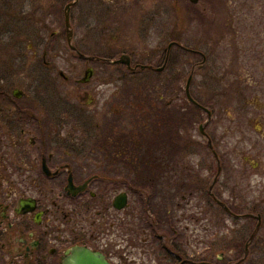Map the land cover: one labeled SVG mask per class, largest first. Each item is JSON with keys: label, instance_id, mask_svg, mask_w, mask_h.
I'll return each mask as SVG.
<instances>
[{"label": "flooded vegetation", "instance_id": "flooded-vegetation-1", "mask_svg": "<svg viewBox=\"0 0 264 264\" xmlns=\"http://www.w3.org/2000/svg\"><path fill=\"white\" fill-rule=\"evenodd\" d=\"M182 1L194 5L201 29L217 26L213 32L200 31L203 45L217 50L229 39L235 47L238 13L221 25L216 18L214 22L206 19L210 3H215V17H222L226 0ZM69 3V25L65 20L64 30L49 36L42 30L25 32L28 46L21 47L30 60L26 66L32 69V83L14 86L8 71L0 74V133H9L10 138L0 147V178L14 182L10 178L15 177L28 189L11 188L7 200L0 198L2 220H8L6 231L17 233L14 264H63L79 246L102 252L112 264H264V163L260 159L246 157L249 169L242 175L243 193L232 189L227 208L221 206L229 215L227 250L219 248L220 224L200 221L204 208L199 200L204 196L183 190V177L177 183L179 189L165 192L164 197L154 189L160 180L157 174L150 176L152 190L122 187L129 143L123 142L121 114L109 111V102L123 97L127 77L139 80L145 70L154 72L151 81L160 74L165 85L172 82V57L181 54L175 49L202 54L199 66L206 60L203 49L186 47L181 35L172 38V0ZM157 29L162 33L158 37L165 35L167 43L139 45L141 38H155ZM62 33L66 47L57 38ZM37 67L41 72L33 74ZM109 86L115 87L110 93L106 92ZM170 97H181V93ZM172 101L167 100L164 113L166 132ZM261 102L264 116V97ZM203 126L199 127L202 133ZM170 161L168 156L164 159L169 172ZM111 181L117 184L113 187ZM209 196L217 197L212 191ZM185 201L197 205L186 206ZM189 207L194 209L190 235V225L184 222Z\"/></svg>", "mask_w": 264, "mask_h": 264}, {"label": "rangeland", "instance_id": "rangeland-1", "mask_svg": "<svg viewBox=\"0 0 264 264\" xmlns=\"http://www.w3.org/2000/svg\"><path fill=\"white\" fill-rule=\"evenodd\" d=\"M69 1L0 0V74L8 71L11 84L24 87L32 83L30 79L32 75L29 73L32 69L26 66L30 60L27 61L28 55L22 53L24 50L21 47L28 46L25 32L33 34L42 30L49 36L53 31L64 30L65 8ZM225 2V14L218 18L215 17L217 10L212 7L215 3H210L206 19L213 22L217 19L218 25H221L232 14H239L237 24L240 26L237 25L235 28L234 48L229 45V39L224 40L217 50L210 44L208 47L203 45L199 40L200 31L218 30L215 23L212 27L201 29L197 23L194 5L182 0L175 2L172 0L170 6L172 38L181 35L186 47L203 49L205 63L199 66L204 59L200 53L173 48L181 54L176 56L173 54L172 57L170 66L172 82L165 85L163 75L158 77L160 74H156L151 81L149 76H154V72L142 71L139 80L127 77L123 85V97L118 99L115 97L108 104L109 111L119 110L122 117L119 126L123 142L126 144L129 141L122 164L125 180L121 183L122 187L135 191L152 190L153 182L148 181L151 174H157L160 180L154 189L161 192L164 197L165 192L179 189L177 183L183 177L186 185L183 190L194 191L204 196L199 200V202L203 200L201 204L204 208L200 221L220 224L218 233L220 251L227 250L228 237L229 215L223 207L227 206L232 189L236 188L237 192L243 193L242 175L249 169L246 157L260 159L264 163V141L261 135L264 127L261 108V98L264 97V51L261 50V45H264V0ZM159 20L162 21V17ZM155 34V38L152 39H139V45L155 47L168 42L164 40L165 35L162 38L158 37V29ZM159 35L162 36V33ZM57 38H60L62 45L67 46L65 34ZM31 54L29 52V55ZM61 66L65 69L63 64ZM192 71L193 78L190 77ZM39 72L41 68L37 67L33 74ZM188 78L190 92L188 91L189 97H186L185 87ZM114 88L109 86L106 92L110 93ZM179 92L181 97H170V94L175 96ZM190 93L202 105L198 106ZM169 99L173 101L169 117L170 130L166 132L164 113ZM200 125H204L203 133L200 132ZM8 134L0 133V147L10 141ZM148 135L158 138L156 141L162 143L161 146L158 145L157 151L154 150L157 146L153 147L156 145L155 142H147ZM136 139H139L141 145H133V140ZM149 144H152L151 148ZM163 153L164 159L167 156L171 159V172L168 171V163L164 161L159 167L154 164L161 162L154 160L155 155ZM147 166L150 173L147 172ZM112 173H117L116 167H113ZM10 179L14 182H4L0 178V198H4L3 200H7L8 194L12 193L11 188L27 189L26 186L23 187L24 182L16 181L15 177ZM109 184H113L114 187L117 183L111 181ZM43 188H46V185ZM210 191L218 198H210ZM53 196L59 201L62 200L61 197ZM188 202L185 201L186 206L195 208L197 205L195 201ZM207 206L216 209L213 211ZM189 208L185 209L184 221L190 225L188 235L194 224L190 212L194 209ZM7 222L8 220H2L0 212V264H14L17 260L16 249L19 245L15 239L17 233L15 230L6 231Z\"/></svg>", "mask_w": 264, "mask_h": 264}, {"label": "water", "instance_id": "water-1", "mask_svg": "<svg viewBox=\"0 0 264 264\" xmlns=\"http://www.w3.org/2000/svg\"><path fill=\"white\" fill-rule=\"evenodd\" d=\"M196 3L198 0H190ZM72 3H69L65 8V18L67 26L69 25V12ZM68 40L70 41V31H68ZM203 131V129H202ZM63 264H112L100 251H94L87 247L79 246L72 250Z\"/></svg>", "mask_w": 264, "mask_h": 264}, {"label": "trees", "instance_id": "trees-1", "mask_svg": "<svg viewBox=\"0 0 264 264\" xmlns=\"http://www.w3.org/2000/svg\"><path fill=\"white\" fill-rule=\"evenodd\" d=\"M158 138H152V136H150V135H148V138L146 139L147 140V142L149 143L150 141H152V142H155L156 143V145H154L153 147H156L154 150L155 151H157V149L159 148V146H161L162 145V143L161 142H157L156 140H157ZM129 142V141H128ZM137 144H139V145H141V143L139 142V139H136L135 141L133 140V145H137ZM159 145V146H158ZM151 146H152V144L150 145L149 144V147L151 148ZM133 147V146H132ZM165 147V146H164ZM150 158H151V150H150V156H149ZM164 157H165V153H163V154H160V155H158V154H156L155 155V157H154V160H156V161H161V162H156V163H154L155 165H156V167H159L160 165H163V161H164ZM149 159V158H148ZM148 167L149 166H147V169H148ZM147 172H149L150 173V169H148V171ZM147 175H149V174H147ZM148 182H150L151 183V181H148ZM157 185H158V181H157V183H156ZM149 185V184H148ZM151 186H152V183H151Z\"/></svg>", "mask_w": 264, "mask_h": 264}]
</instances>
